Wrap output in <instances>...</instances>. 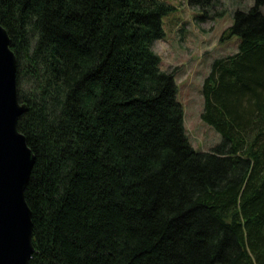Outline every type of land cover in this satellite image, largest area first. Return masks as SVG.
Wrapping results in <instances>:
<instances>
[{"label": "trees", "instance_id": "obj_1", "mask_svg": "<svg viewBox=\"0 0 264 264\" xmlns=\"http://www.w3.org/2000/svg\"><path fill=\"white\" fill-rule=\"evenodd\" d=\"M204 10L213 0H188ZM165 0H0L34 161L29 264H264V0L233 10L195 149L152 44Z\"/></svg>", "mask_w": 264, "mask_h": 264}, {"label": "rangeland", "instance_id": "obj_2", "mask_svg": "<svg viewBox=\"0 0 264 264\" xmlns=\"http://www.w3.org/2000/svg\"><path fill=\"white\" fill-rule=\"evenodd\" d=\"M165 1L174 9L163 17L165 34L152 48L161 57V68L174 70L190 143L197 150L209 151L221 141V135L200 118L201 85L215 58L238 50L239 37L224 31L233 22V10L249 6L253 0H213L207 12L188 0Z\"/></svg>", "mask_w": 264, "mask_h": 264}, {"label": "water", "instance_id": "obj_3", "mask_svg": "<svg viewBox=\"0 0 264 264\" xmlns=\"http://www.w3.org/2000/svg\"><path fill=\"white\" fill-rule=\"evenodd\" d=\"M25 109L18 99L15 53L0 24V264H29L33 252L31 211L24 189L34 155L17 128Z\"/></svg>", "mask_w": 264, "mask_h": 264}]
</instances>
